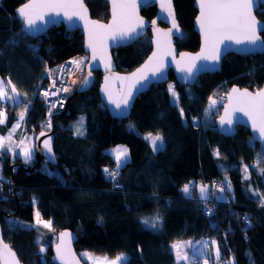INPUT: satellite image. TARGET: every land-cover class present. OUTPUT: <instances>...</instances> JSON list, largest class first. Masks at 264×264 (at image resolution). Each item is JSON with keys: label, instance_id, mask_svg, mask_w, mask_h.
I'll return each mask as SVG.
<instances>
[{"label": "trees", "instance_id": "16d2710c", "mask_svg": "<svg viewBox=\"0 0 264 264\" xmlns=\"http://www.w3.org/2000/svg\"><path fill=\"white\" fill-rule=\"evenodd\" d=\"M26 2L0 0V76L8 77L23 97L16 104L5 102L7 120L13 124L18 110H26L25 130H35L37 136L44 130L45 107L35 94L45 84V67L57 68L83 54L84 41L81 30L65 31L62 25L40 37L28 35L17 17V9ZM174 4L183 32L175 45L179 51L196 52L200 38L193 25L194 0H174ZM86 5L93 18L109 20L104 0H86ZM155 13L156 6L142 10L150 20ZM256 15L264 21V5ZM150 51L149 33L116 49L117 70L132 72ZM101 78V73L94 72L91 88L75 90L68 100V114L53 117L49 130L55 136L54 162L28 171L26 166L36 164L35 157L24 161L13 152L0 153V235L21 263L54 264L56 236L69 229L77 236V252L108 258L123 253L128 256L126 264H176L171 246L184 239L211 241L220 250L219 259L212 252L218 264L228 260L264 264V147L253 142L250 131L242 126L232 137L218 132L214 121L222 104L211 118L206 120L204 114L214 94L226 90L224 98L233 85L252 91L264 85V53H230L220 72L200 75L193 85L178 84L170 73L178 104L170 101L167 82L156 84L136 98L124 120L109 115L101 102ZM81 116L85 129L77 134L72 122ZM21 129L22 124L20 134ZM148 133L163 137L161 150L153 151L144 139ZM117 145L129 147L130 158L119 169L109 153ZM105 169L118 172L115 178L120 187H114ZM186 184L196 186L190 197L182 191ZM198 184L207 187L208 199L199 197ZM36 208L40 220L50 222L51 228L36 223ZM210 209L212 215L207 213ZM157 216L155 229L144 225V219ZM43 244L47 245L44 253L40 251Z\"/></svg>", "mask_w": 264, "mask_h": 264}, {"label": "snow or ice", "instance_id": "6c2138e0", "mask_svg": "<svg viewBox=\"0 0 264 264\" xmlns=\"http://www.w3.org/2000/svg\"><path fill=\"white\" fill-rule=\"evenodd\" d=\"M112 4V22L110 24H101L97 21L89 20L88 10L84 4V0H27V2L21 6L17 12L19 18L22 20V24L26 33H32L39 31V24H47L49 20L45 18L51 17H63L65 20L71 22L74 19L84 21V27L88 32V43L87 47L92 51V58L95 59L98 51L103 57L106 53V39L111 38L113 40H131L135 35H138L137 29H143L145 24L144 21L138 16L137 9V0H111ZM261 5H264V0H198V6L200 10V15L197 18V23L199 24L200 30L204 35L205 47L202 49L199 54V59L202 60H213L218 61L220 58L221 50L219 45L224 41H233L236 44H249L257 45L264 44V39H261L259 33L264 31V24H261L257 21V18L254 14V10H259ZM160 6L162 10L168 13V16L172 17V26L173 28H178L175 16L172 11L171 0H160ZM153 25L155 21L152 22ZM160 30L157 29L158 37ZM171 31L164 33L166 40L164 42L163 50L161 42L158 38L157 40V52L153 53V56L149 61L144 65L143 68L138 70V73L133 75L137 77L135 83H138L140 80H148V76L145 74V70L151 69L153 76L162 75L165 68L164 56L172 55L170 48V39ZM15 43V40L12 41ZM175 59V57H173ZM184 59V56L181 57ZM193 61L197 58L191 57ZM71 63L76 64L78 67L83 64L82 60L72 61ZM177 67L180 71H187L191 75L192 68L191 66L184 68L180 66V62L177 61ZM110 67V64L106 65ZM91 75V72L88 73ZM126 79V78H121ZM87 79L85 83H87ZM11 84V81H8ZM53 87H55V82H53ZM169 89L172 91L173 97H177L172 85H169ZM68 91L67 88L57 89V94L59 91ZM13 93L16 92L15 86L11 88ZM139 91V89H137ZM232 93L235 96H229V103H235V107L232 111L243 112L249 119L252 120L253 131L258 132L260 137H264V90H259L255 94L244 90L241 92L237 88L232 89ZM48 95L47 92L44 93ZM132 90L129 89L128 95L124 98L123 104H128V99L131 97ZM7 97L9 100H14V96H9L7 91L4 88V82L0 81V99ZM178 98V97H177ZM111 99V96L109 97ZM116 104L117 108L121 107V104L113 101ZM175 103V101H174ZM212 105H215V101H212ZM182 112V110H181ZM23 113H21V120H23ZM51 115V113H49ZM226 117L221 118V123L231 124V113L226 109ZM4 122V114L0 112V123ZM48 126H51V121L48 122ZM14 131V129H13ZM44 133H41L43 135ZM77 134H82L77 128ZM9 139L11 138V133L9 134ZM145 140L150 141L153 151H159L163 147V137L160 135H153L148 133L144 137ZM4 141L3 137H0V146H2ZM23 144V140L21 141ZM45 147L51 152L50 140L44 142ZM117 169L121 167V155L126 154L127 150H123V153H120V150H117ZM219 155V153H217ZM24 156L27 159H30L31 154L29 150L24 151ZM105 172L108 175L115 177L117 171H109L105 169ZM247 172V168H245ZM245 179H248L247 175ZM195 185H185L182 189L183 193L186 196L190 197V191L194 189ZM230 187V185H229ZM223 191V189H221ZM200 193L202 199H206L207 189L204 186L200 187ZM259 195V193H257ZM264 204V200L261 201ZM211 214V213H208ZM247 220V217H244ZM160 218L157 216L151 221L149 219H144L143 223L145 226L155 229L158 226ZM37 222L40 223L39 213H37ZM44 226L51 228L50 222H45ZM70 242L71 235L69 233H61V243L57 245V255L56 258L60 259L62 264H71L67 256L61 252V247L64 245V240ZM214 243V242H213ZM172 249L176 250L177 260H187V255L182 254L179 251L180 245L174 243ZM41 252L45 249L41 248ZM85 256L89 254L85 253ZM216 259L220 258V250L216 248ZM91 259V257H89ZM75 258L72 257V260ZM0 260L3 261V264H19V260L16 258V254L12 252L7 244H4L0 240ZM104 260H107V257H104ZM117 261H120L121 264H126L128 257L126 255H119L116 257ZM96 261H100V258L97 257ZM78 264V262H77ZM115 264V262H112Z\"/></svg>", "mask_w": 264, "mask_h": 264}, {"label": "water", "instance_id": "95a60500", "mask_svg": "<svg viewBox=\"0 0 264 264\" xmlns=\"http://www.w3.org/2000/svg\"><path fill=\"white\" fill-rule=\"evenodd\" d=\"M108 7H109V20L107 22L95 19L91 16L90 8L86 5V0H84V4L88 10V18L89 20L97 21L101 24H110L112 22V4L111 0H104ZM25 4V3H24ZM22 4V6L24 5ZM172 4V11L175 16V21L178 26V28H173L172 26V17L168 16V13L164 10H162L160 6V0H137V9L136 12L138 16L144 21V28L143 29H137L138 35H135L133 39L131 40H113L111 38L106 39V53L102 57L100 52L98 51L96 58H92V51L87 47L88 43V32L86 28L84 27V21L76 20L69 22L65 20L62 16L61 17H46V20H49L47 24L40 23L39 24V31H35L32 33H27L28 35L35 37H40L45 35V33L48 32V30L52 27L56 26H63L65 31H76L81 30L83 32V52L87 55H89V63L85 69V75L79 82V85L76 88V92H84L91 88L93 78H94V72H99L102 74L101 78V85L98 88V94L101 102L103 105H105L109 115H111L113 118L124 120L125 118L130 116L131 109L134 106V102L136 98L145 93L151 86H156V84H166V82L169 81V75L170 73L173 74L174 80L178 82V84L183 86L193 85L197 82L200 75L203 74H209V73H216L220 72L221 70V64L223 59L229 55L230 53L236 54L238 56H252V55H263L264 53V44H257V45H249V44H236L233 41H224L219 45L221 54L218 61L213 60H202L199 59V54L201 53L202 49L205 47L204 42V35L202 31L200 30L199 24L197 23V18L200 15V10L198 6V0H194V7L197 10L196 18L193 22L194 25V31L200 38L199 43V49L196 52L191 51H179L178 47H176L175 42L177 39L183 38V32L181 26H179L177 15L175 13V4L174 0H171ZM152 6H156V13L153 17V19H148L146 16L142 14L143 9H149ZM21 7V6H20ZM19 7V8H20ZM18 8V9H19ZM17 9V10H18ZM257 10H254V14L257 18V21L261 24H264L263 20L258 19L256 15ZM17 17L18 12H17ZM21 20V18H19ZM153 21H155V24L153 25ZM157 29L160 30L159 37L157 33ZM24 32V26L22 28ZM171 31L170 39V48L172 55H166L164 56V64L165 68L163 70L162 75L153 76L151 69L145 70V74L148 76V80H140L138 83L134 84V81H136L137 77L134 76V73H138V70L144 67V65L149 61V59L153 56V53L157 52V40L159 38L162 50L164 46V42L166 40V37L164 36V33H167ZM261 31L259 35L261 36V39H263ZM149 33L151 38V51L146 56L144 61L135 67L132 72H120L117 70L116 63L113 58V52L118 49L122 48V46H130L133 43L137 42L138 40L142 39L144 35ZM184 56V59H181V57ZM175 57V59H173ZM191 57H195L194 61L190 59ZM177 61L180 62V66L187 68L194 64L195 66L192 68L191 75L187 71H180V69L177 67ZM110 64V67H107L106 65ZM91 72V75L89 76L88 73ZM126 78V79H121ZM87 79V83H85V80ZM131 88L132 94L131 97L128 99V104L124 105L123 100L128 95L129 89ZM237 88L241 92L244 90H247L253 94H255L259 90H264V85L257 90H251L249 88H240L236 85H233L231 89L228 91L225 99V103L222 106V111L219 114V116L215 119V124L218 132H220L221 135L232 137L237 132L236 128L238 126H242L243 128H247L248 131H250L251 138L253 142L259 143L262 147H264V137H260L258 132L253 131L252 128V120L249 119L248 116H246L243 112L240 111H232V109L235 107V103L232 104L229 103V96H235V94L232 93V89ZM139 89V91H137ZM111 96V99L109 97ZM113 101H116L121 104L120 108L116 107V104L113 103ZM226 109L231 113V119L232 123H221V118L228 119L226 117L225 112ZM68 111L67 109H62L54 113L53 117H57L60 115H67ZM41 133H44L41 135ZM55 136H54V130H43L39 132V134L35 137V162L36 164H29V166H26V169L28 171H34L36 165H40L43 162H54L55 160V150H54V143H55ZM50 140V146H51V152L48 151V149L45 147L44 142ZM22 165V164H21ZM25 167L24 165H22ZM61 233H69L71 235L70 242L65 238L64 245L61 247V252L68 257L71 264H85L84 260L79 256V253L77 252L76 248L74 247L77 236L69 230L64 229L63 231L59 232L57 234V240L52 247V261L54 264H62L60 259L56 258L57 255V245L61 243ZM0 240L3 241L4 244H7L9 248L16 254L14 249L11 248V246L6 243L0 235ZM72 257L75 259L72 260ZM16 258L17 254H16ZM19 260V259H18ZM0 264H3V261L0 260ZM19 264H22L19 260Z\"/></svg>", "mask_w": 264, "mask_h": 264}, {"label": "rangeland", "instance_id": "374dc122", "mask_svg": "<svg viewBox=\"0 0 264 264\" xmlns=\"http://www.w3.org/2000/svg\"><path fill=\"white\" fill-rule=\"evenodd\" d=\"M82 75L80 76V78H78L79 76H76V78H74V82L79 85V82L81 81V79L83 78V76L85 75L84 72H81ZM79 79V80H78ZM0 81H3L4 82V88L5 90L7 91V94L9 96H14L15 99L14 100H9L7 99V97H5L4 99H0V103H9V104H12V103H16V100H22L21 95L20 93L18 92L17 88L15 87L16 89V92L13 93L11 91V88L13 86L12 82L11 84L8 83V81H11L8 77H1L0 76ZM169 85H172L174 90H175V83L172 82V81H168L167 82V90L169 91V95H170V101L173 103V104H178V95L177 97H173L172 95V91L169 89ZM226 90L222 91L221 93H219L218 95H212V97L210 98V103L207 107V109L205 110V117H206V120L207 118H211L212 116V112L214 111H217L219 109V106H223V104L225 103L226 99L225 97L223 98V92H225ZM176 92V91H175ZM177 93V92H176ZM228 93V92H227ZM227 95V94H226ZM215 101V105H212V101ZM175 101V103H174ZM222 111V110H221ZM0 112H2L4 114V122H6V114H5V110H2L0 109ZM26 112V110H25ZM221 113V112H220ZM26 118V116L24 117V119ZM3 122V123H4ZM84 122H85V119L84 117H78L76 118L75 120H73L72 122V125L75 126V128H79V131L80 133L82 131H84L85 127H84ZM3 123H0V124H3ZM22 123H20V126H21ZM154 135V134H153ZM0 137H3L4 138V141H3V144L2 146H0V153H9V152H13L14 156L15 157H21L24 161H29L31 159H33L35 157V154H36V151H35V137H36V131L35 130H31V131H28V132H25L24 134H20L19 133V136L17 137V139H15L14 141H9L10 139L8 138V135L4 136L3 133L0 131ZM23 140V144L21 143V141ZM150 142V141H149ZM29 150L30 151V154H31V157L30 159H27L25 158L24 156V151L25 150ZM127 150L126 154H122L121 155V160L120 161H125L126 159H128V156H129V147L127 146H124V145H117L115 146V148H113V157L117 154V150H120V153L122 152L123 153V150ZM122 150V151H121ZM201 186H204V184H198L197 185V189H198V194H199V197H201V193H200V187ZM205 187V186H204ZM207 189V187H206ZM225 189V188H224ZM219 193H222V192H218V195L217 197L218 198H224L223 197V194H219ZM206 199H208V194L206 193ZM204 200V199H203ZM37 213L38 210L37 208L35 209V212H34V216H35V221L38 225H41L43 226L44 223L46 221H41L40 223L37 222ZM39 219H40V216H39ZM174 243H177L180 245V248H179V251L184 254V255H187L188 259L187 260H177V257H176V250L172 249L173 252L175 253V257H176V264H211L209 263L210 262V256L212 255V252L213 250L216 252V245L213 247L212 244H211V241L209 240H205V239H199V240H191V239H184V240H181V241H175ZM173 243V244H174ZM47 245L46 244H43L40 246V248H43L45 249V251L47 250ZM214 248V249H213ZM43 251V253L45 252ZM79 253V256L87 263V264H112V262H115V264H121L120 261H117L116 260V257L115 258H108L107 257V260L105 261L104 260V257L106 256H102V255H95L89 251H81V252H78ZM87 253L89 254L88 256H85L84 254ZM123 254V253H121ZM120 254V255H121ZM123 255H126V254H123ZM119 256V255H118ZM127 256V255H126ZM91 257V259L89 258ZM99 257L100 258V261H96V258ZM128 257V256H127ZM228 264H233V262H229V260L227 261Z\"/></svg>", "mask_w": 264, "mask_h": 264}, {"label": "built area", "instance_id": "2783aa9c", "mask_svg": "<svg viewBox=\"0 0 264 264\" xmlns=\"http://www.w3.org/2000/svg\"><path fill=\"white\" fill-rule=\"evenodd\" d=\"M76 60H82L83 64H81L79 67L76 64L71 63L72 61ZM89 63V55L83 53L79 54L78 56H74L72 58H69L68 60L62 62L57 68L52 67L47 64L45 67L44 73H43V79L45 80V84L39 85V88L37 89L36 96L40 97V99L44 102L45 106V116L44 120L41 122V126L45 130H49V128L52 126L53 122V115L55 112L65 109L66 104L72 94L75 92L77 88V82H74V78L76 76L82 75L81 72H85V69ZM79 80V79H78ZM53 82H55V87H53ZM67 88L68 91H59L57 94L53 95V93L57 92V89H63ZM47 92L48 95H45L44 93ZM0 109L5 110L6 113H8V110L6 109L5 103H0ZM51 113V115H49ZM24 119V118H23ZM51 121V126H48V122ZM26 119H24L22 123V132L21 134H24L26 132ZM1 170V165H0ZM110 180H112L113 185L115 188L120 187L115 177L110 176ZM222 188H225L223 184H220ZM213 209L208 210L207 213H211L208 215L213 214ZM211 264H218L216 262L213 255L210 256V262Z\"/></svg>", "mask_w": 264, "mask_h": 264}, {"label": "crops", "instance_id": "0c3cea01", "mask_svg": "<svg viewBox=\"0 0 264 264\" xmlns=\"http://www.w3.org/2000/svg\"><path fill=\"white\" fill-rule=\"evenodd\" d=\"M20 98H22V100H19V101L16 100V103H19V102L23 101V97H20ZM16 103H12V104H16ZM21 113L25 114V110L24 109L18 110V112L16 114V117H15L16 121L13 122V124H11V122L8 121L7 118H6V122H4L3 124H0V126H1L0 127V131L3 133L4 136L8 135V137H9V134L11 133V138H10L9 141H11V140L14 141L19 136V133H20L19 128H20V123H21V118H20L21 117ZM5 114H6V111H5ZM6 116H7V114H6ZM13 129H14V131H13ZM109 153L113 157V149H110ZM113 158L115 159L116 165H117V163H118L117 156L115 155ZM129 159L130 158L128 156V159H126L125 161H120L121 166L123 164H125Z\"/></svg>", "mask_w": 264, "mask_h": 264}, {"label": "bare ground", "instance_id": "6f19581e", "mask_svg": "<svg viewBox=\"0 0 264 264\" xmlns=\"http://www.w3.org/2000/svg\"><path fill=\"white\" fill-rule=\"evenodd\" d=\"M78 78H80V74H79V77ZM44 103V102H43ZM5 106H6V103H5ZM45 107V106H44ZM44 116H45V111H44ZM0 165H1V163H0ZM1 171V170H0ZM0 182L2 183V180H0Z\"/></svg>", "mask_w": 264, "mask_h": 264}]
</instances>
